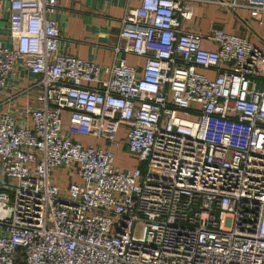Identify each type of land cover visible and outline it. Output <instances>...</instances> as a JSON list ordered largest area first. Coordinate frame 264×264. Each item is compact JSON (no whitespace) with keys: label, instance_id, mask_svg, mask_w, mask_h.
I'll return each instance as SVG.
<instances>
[{"label":"built area","instance_id":"built-area-1","mask_svg":"<svg viewBox=\"0 0 264 264\" xmlns=\"http://www.w3.org/2000/svg\"><path fill=\"white\" fill-rule=\"evenodd\" d=\"M58 3L10 0L0 38V264H264V51L139 0L115 52L142 68L102 67L61 50Z\"/></svg>","mask_w":264,"mask_h":264},{"label":"crops","instance_id":"crops-1","mask_svg":"<svg viewBox=\"0 0 264 264\" xmlns=\"http://www.w3.org/2000/svg\"><path fill=\"white\" fill-rule=\"evenodd\" d=\"M9 1L0 0V38L5 43L13 42L6 33L10 18ZM188 2L192 5L193 14L190 19L180 21V28L185 32L200 34L203 48L216 49V44L207 37L220 29L228 34L245 37L264 51V11H257L245 2L233 4V0ZM138 5L139 0H59L55 18L62 37L61 50L69 55L93 60L102 67L124 58L128 65L142 68L143 58L115 52L116 45L124 43L119 36L121 19L127 9ZM202 72L209 77L214 76L212 71ZM13 76L25 77L26 74L17 69ZM25 84H17L15 80L12 86L23 88ZM26 101V97L21 95L16 104L25 105Z\"/></svg>","mask_w":264,"mask_h":264},{"label":"rangeland","instance_id":"rangeland-1","mask_svg":"<svg viewBox=\"0 0 264 264\" xmlns=\"http://www.w3.org/2000/svg\"><path fill=\"white\" fill-rule=\"evenodd\" d=\"M121 130L123 129H120L119 133H118V136H122L121 134ZM125 153V151H122ZM120 156H122V160L124 159V161H121L119 158L117 159L116 163L119 167H122V168H130L132 166H134V164L136 163V161L134 160V158L130 157V155L128 154H120L118 153Z\"/></svg>","mask_w":264,"mask_h":264}]
</instances>
